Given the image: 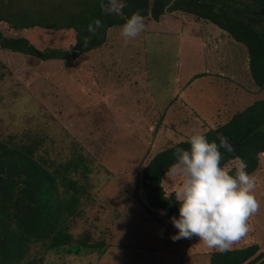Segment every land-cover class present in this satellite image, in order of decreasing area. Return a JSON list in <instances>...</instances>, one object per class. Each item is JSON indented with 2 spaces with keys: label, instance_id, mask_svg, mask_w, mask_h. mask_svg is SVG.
<instances>
[{
  "label": "rangeland",
  "instance_id": "1",
  "mask_svg": "<svg viewBox=\"0 0 264 264\" xmlns=\"http://www.w3.org/2000/svg\"><path fill=\"white\" fill-rule=\"evenodd\" d=\"M85 1L98 2L0 0V16L64 23ZM261 15L251 19L258 28ZM143 18L137 37L126 41L113 26L101 46L69 59L44 61L0 47V140L38 139L50 168L78 161V171L70 170L81 187L79 211L68 218L73 243L88 237L104 244L76 253L34 243L26 256L41 264H210L215 249L196 236L174 240L172 216L140 202L142 170L163 148L264 98V89L252 80L246 46L214 23L179 10ZM0 31L41 49L76 41L74 29H16L6 20ZM251 176L259 208L231 248L257 243L264 254V154Z\"/></svg>",
  "mask_w": 264,
  "mask_h": 264
},
{
  "label": "trees",
  "instance_id": "2",
  "mask_svg": "<svg viewBox=\"0 0 264 264\" xmlns=\"http://www.w3.org/2000/svg\"><path fill=\"white\" fill-rule=\"evenodd\" d=\"M84 4L81 11L66 16L64 23L51 25L43 18L26 20L24 24L19 17L12 20L0 16V20H6L16 29L34 26L74 29L76 41L70 48L41 49L27 37L6 36L1 31L0 47L44 61L69 59L101 46L107 30L121 25L134 12L159 20L166 11L179 10L214 23L245 45L252 80L264 89V28L254 26L251 21L258 12L264 16V0H250L249 5L234 0H124L122 16L105 14L99 0L92 6L86 1ZM250 9H255L252 16ZM95 18L102 21V27L94 34L89 33L87 25ZM85 37H90L87 44ZM202 133L217 143V133H223L232 143L234 152L221 149V165L230 172L243 167L252 175L260 166V155L264 154V98L237 110L218 126ZM187 140L158 151L143 168L141 184L146 199L140 202L149 210L160 209L168 217L178 213L174 195L183 177L173 174L170 169L176 163L175 149L188 148ZM39 143L35 138L21 144L0 140V264H41V258L26 256L34 243L41 242L47 251H62L69 247V251L76 253L81 247L100 249L104 245L87 242L88 237L73 243L68 218L79 211L81 187L70 176V170L78 171L79 163L71 160L72 164L50 168L51 162L39 154ZM259 249L254 243L225 252L214 250L209 261L210 264H264V254L258 252Z\"/></svg>",
  "mask_w": 264,
  "mask_h": 264
},
{
  "label": "clouds",
  "instance_id": "3",
  "mask_svg": "<svg viewBox=\"0 0 264 264\" xmlns=\"http://www.w3.org/2000/svg\"><path fill=\"white\" fill-rule=\"evenodd\" d=\"M99 3L105 14L123 15L124 0ZM100 27L102 21L95 18L87 25V31L94 34ZM144 27L143 16L134 12L120 25V35L127 41L137 37ZM89 39L85 37L84 43ZM217 139L218 143L194 131L188 137V148L175 149L176 163L170 171L183 179L175 189L178 216H172L171 222L178 231L172 238L196 236L207 247L225 252L247 234L249 218L258 211L259 201L255 179L245 168L230 172L221 165V149L232 153L234 147L223 133H217Z\"/></svg>",
  "mask_w": 264,
  "mask_h": 264
},
{
  "label": "flooded vegetation",
  "instance_id": "4",
  "mask_svg": "<svg viewBox=\"0 0 264 264\" xmlns=\"http://www.w3.org/2000/svg\"><path fill=\"white\" fill-rule=\"evenodd\" d=\"M262 13H264V11H262Z\"/></svg>",
  "mask_w": 264,
  "mask_h": 264
}]
</instances>
